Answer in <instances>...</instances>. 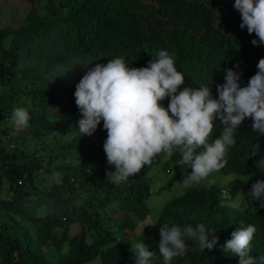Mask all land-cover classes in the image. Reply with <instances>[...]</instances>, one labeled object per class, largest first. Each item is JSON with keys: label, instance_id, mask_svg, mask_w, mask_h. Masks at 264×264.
<instances>
[{"label": "trees", "instance_id": "trees-1", "mask_svg": "<svg viewBox=\"0 0 264 264\" xmlns=\"http://www.w3.org/2000/svg\"><path fill=\"white\" fill-rule=\"evenodd\" d=\"M27 1L20 26L0 27V119L29 102L35 136L48 107L92 121L70 161L0 145V264H264V0ZM160 118L214 127V162L245 183L246 205L189 186L143 227L151 253L138 259V221L107 209L150 214L162 154L142 125Z\"/></svg>", "mask_w": 264, "mask_h": 264}, {"label": "rangeland", "instance_id": "rangeland-1", "mask_svg": "<svg viewBox=\"0 0 264 264\" xmlns=\"http://www.w3.org/2000/svg\"><path fill=\"white\" fill-rule=\"evenodd\" d=\"M31 8V3L27 0H0V27L15 29L20 26ZM18 82V81H16ZM9 82L7 89H11ZM3 88L0 86V92ZM29 102H23L19 110L13 111L6 120L0 119V145L9 149L16 147L23 154L41 156L43 163L53 162L58 164L62 161H70L72 156L69 149L74 139L81 138L80 129H87L92 121L89 118L71 117L68 114H60L54 107H48L46 120L50 122L48 129L42 130V136H35L31 132L29 122L31 121L27 113ZM49 113V114H48ZM195 122L191 125L177 127L165 118H160L154 122L143 124L153 132V141L158 152L162 154V161L148 169V174L152 176L153 192L146 200V205L150 209V214L144 220H139L134 214H121L119 208L108 206L107 213L115 222H120L125 216L138 221L134 233L128 234L132 237L129 248L134 258L150 257V241L144 234L143 227L150 225L157 217L161 206L169 201L173 196L182 194L189 186H209L216 184L225 191H221L222 201L234 206L236 209L245 207L246 202L242 200L245 195L243 188L245 183L237 181V175H223L219 172L214 162L215 139L214 127L210 123ZM25 124V125H24ZM201 124V125H200ZM55 152L58 153V157ZM23 153V154H22ZM189 158L191 166L188 170L176 178L169 187L158 190L159 187L167 184L172 177L180 170L184 161ZM165 168L170 170L168 174ZM161 174V176H158ZM38 177V183L46 184L48 176ZM8 185L5 181L0 185V195L7 193ZM2 196V195H1ZM110 207V208H109ZM7 214L0 208V221L7 218ZM78 230L74 225L71 234ZM143 239H138V237ZM90 264H100L98 259Z\"/></svg>", "mask_w": 264, "mask_h": 264}, {"label": "clouds", "instance_id": "clouds-1", "mask_svg": "<svg viewBox=\"0 0 264 264\" xmlns=\"http://www.w3.org/2000/svg\"><path fill=\"white\" fill-rule=\"evenodd\" d=\"M221 191H222V192H224V191H225V189H224V188H221ZM243 198H244V197H243Z\"/></svg>", "mask_w": 264, "mask_h": 264}]
</instances>
